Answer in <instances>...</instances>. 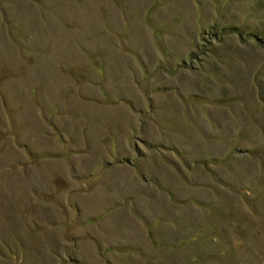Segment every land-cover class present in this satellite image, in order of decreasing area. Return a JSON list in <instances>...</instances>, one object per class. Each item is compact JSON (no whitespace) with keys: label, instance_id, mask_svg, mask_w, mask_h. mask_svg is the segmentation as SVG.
<instances>
[{"label":"rangeland","instance_id":"obj_1","mask_svg":"<svg viewBox=\"0 0 264 264\" xmlns=\"http://www.w3.org/2000/svg\"><path fill=\"white\" fill-rule=\"evenodd\" d=\"M0 264H264V0H0Z\"/></svg>","mask_w":264,"mask_h":264}]
</instances>
